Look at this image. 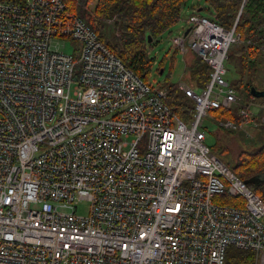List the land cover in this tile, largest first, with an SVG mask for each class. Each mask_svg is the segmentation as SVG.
I'll list each match as a JSON object with an SVG mask.
<instances>
[{
  "label": "built area",
  "instance_id": "obj_1",
  "mask_svg": "<svg viewBox=\"0 0 264 264\" xmlns=\"http://www.w3.org/2000/svg\"><path fill=\"white\" fill-rule=\"evenodd\" d=\"M188 24L173 44L212 72L199 90L179 82L186 122L66 0L0 1V264H225L230 247L264 264V201L202 128L232 104L220 128L250 140L264 102L226 79L236 23Z\"/></svg>",
  "mask_w": 264,
  "mask_h": 264
},
{
  "label": "trees",
  "instance_id": "obj_2",
  "mask_svg": "<svg viewBox=\"0 0 264 264\" xmlns=\"http://www.w3.org/2000/svg\"><path fill=\"white\" fill-rule=\"evenodd\" d=\"M8 1V0H0ZM24 2L26 0H11ZM69 10L76 12L92 26L109 47L124 61L126 66L149 81V71L152 60L149 57L148 36L152 38L161 35L174 25L181 15L183 4L187 0H66ZM209 7H202L207 10L209 16L224 27L231 28L236 23V31L241 34V41H249L253 38L259 41V46L251 45L254 48L248 53L245 47L239 56V67L241 77L236 83L231 84L241 90L245 87L247 99L254 97L250 93L251 86H256L255 75L263 64L256 56V52L264 45V0H247L241 15L240 7L243 0H206ZM93 3V7H90ZM201 6H194L198 9ZM92 8V9H91ZM239 16V17H238ZM116 18V29L118 34L112 40L105 35L102 19ZM192 62L185 67L183 81L190 83L197 90L205 86L210 80L212 68L196 53ZM247 76L251 80L246 83ZM249 78V77H248ZM243 84L245 86H243ZM162 87V86H160ZM168 87L169 95L167 103L186 122L193 118V101L180 89L179 83L163 86ZM264 101V98H254ZM218 118L238 119V109L232 104L224 103L221 109L215 112ZM254 149L246 151L239 156L238 160L231 163L229 159L225 162L244 181L251 177L264 173V125L260 128ZM222 158V157H221ZM228 161V162H227ZM264 201V182L258 185L248 183ZM225 197V203L236 205L237 199L229 196H216V201ZM256 253L250 250H242L230 247L226 254L225 264H254Z\"/></svg>",
  "mask_w": 264,
  "mask_h": 264
},
{
  "label": "rangeland",
  "instance_id": "obj_3",
  "mask_svg": "<svg viewBox=\"0 0 264 264\" xmlns=\"http://www.w3.org/2000/svg\"><path fill=\"white\" fill-rule=\"evenodd\" d=\"M247 1V0H246ZM246 3V2H245ZM200 5L201 7H209L206 0H187L183 4L181 10L180 19L172 25L168 30L163 32L161 35L152 38V41H149L148 53L149 57L152 60V65L149 73V81L155 87L159 86H168L170 84H177L183 79L185 73V66L189 65L192 62L194 56L193 53L189 52L186 55H183L182 52L176 50V47L173 44V38L177 35H183L187 30L188 17L195 10L194 6ZM243 5V3H242ZM240 7V12L242 13L243 7ZM90 7H93L91 3ZM92 9V8H91ZM202 15H209L210 12L207 10H201ZM241 15V14H240ZM239 17V16H238ZM102 24H104V33L109 40H112L115 35L118 34L116 29V18L102 19ZM249 41H240L236 44H233L229 50V59L226 62L227 74L226 79L232 83H236L241 77L240 67H239V56L237 51L241 52V48L245 47L246 51L250 54L253 52L254 48L251 45L259 46V41H256L253 38L248 39ZM75 42H67L65 46H60L67 53H73ZM261 50L256 52V56L262 61L260 69L255 75V81L259 89H264V45H261ZM237 53V54H236ZM185 56V57H184ZM249 77V78H248ZM251 80L250 76H247L246 83ZM243 86H245L243 84ZM168 88V87H166ZM169 89V88H168ZM181 89V88H180ZM170 90V89H169ZM242 93H245V87L241 90ZM258 101V100H256ZM258 102H264L262 99ZM254 110L259 112L258 107H254ZM261 118H264V111L261 113ZM260 118V120H261ZM224 119V118H222ZM262 121V120H261ZM264 125V122L258 127L257 130L253 129V138L246 140L244 134L241 132H233L223 128H220L218 122V115L215 112H211L204 118L203 121V130L206 132V144L210 147L211 151L222 157L224 161L229 159L231 163H234L238 160L239 156L242 153L253 150L254 144L256 142L257 134L260 128ZM228 162V161H227ZM89 202L82 201L78 205V213L81 215H88L89 212Z\"/></svg>",
  "mask_w": 264,
  "mask_h": 264
},
{
  "label": "water",
  "instance_id": "obj_4",
  "mask_svg": "<svg viewBox=\"0 0 264 264\" xmlns=\"http://www.w3.org/2000/svg\"><path fill=\"white\" fill-rule=\"evenodd\" d=\"M246 0H243V5L245 4ZM242 5V7H243ZM202 9H200L201 11ZM241 14V12H240ZM239 14V16H240ZM189 32V28L186 30V34ZM149 41H152V36H148ZM250 93L255 97V98H264V89H258L256 86H251L250 88ZM247 183H253L255 185L261 184L264 182V173L257 174L250 179L246 180Z\"/></svg>",
  "mask_w": 264,
  "mask_h": 264
},
{
  "label": "crops",
  "instance_id": "obj_5",
  "mask_svg": "<svg viewBox=\"0 0 264 264\" xmlns=\"http://www.w3.org/2000/svg\"><path fill=\"white\" fill-rule=\"evenodd\" d=\"M199 10H198V12H200V9H202L203 10V8L202 7H200V8H198ZM195 11H197V10H195ZM183 80H181L180 82H182Z\"/></svg>",
  "mask_w": 264,
  "mask_h": 264
},
{
  "label": "bare ground",
  "instance_id": "obj_6",
  "mask_svg": "<svg viewBox=\"0 0 264 264\" xmlns=\"http://www.w3.org/2000/svg\"><path fill=\"white\" fill-rule=\"evenodd\" d=\"M220 24V23H219ZM229 28V27H228ZM153 85V84H152Z\"/></svg>",
  "mask_w": 264,
  "mask_h": 264
}]
</instances>
